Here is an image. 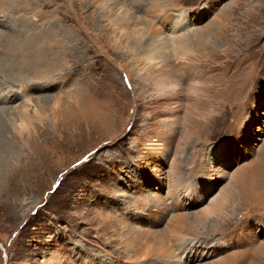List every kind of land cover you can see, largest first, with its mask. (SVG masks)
Segmentation results:
<instances>
[{"label":"rangeland","instance_id":"374dc122","mask_svg":"<svg viewBox=\"0 0 264 264\" xmlns=\"http://www.w3.org/2000/svg\"><path fill=\"white\" fill-rule=\"evenodd\" d=\"M0 108V264H264V0H0Z\"/></svg>","mask_w":264,"mask_h":264},{"label":"bare ground","instance_id":"6f19581e","mask_svg":"<svg viewBox=\"0 0 264 264\" xmlns=\"http://www.w3.org/2000/svg\"><path fill=\"white\" fill-rule=\"evenodd\" d=\"M168 16V15H167ZM174 19V18H173ZM122 20H125V18L124 17H122ZM167 21L169 22L170 21V18L168 17L167 18ZM171 25L173 24V26L175 27V26H178L179 25V23L177 22V21H171V23H170ZM172 26V27H173ZM30 27V26H29ZM162 27V26H161ZM23 31V30H22ZM25 31V30H24ZM159 33H161V28L159 29V31H158ZM203 35V36H202ZM202 37H204V38H207V40H209L208 39V36H207V34H204V33H200L199 34V39L200 38H202ZM30 41V40H29ZM160 41L162 42L163 41V39L161 38L160 39ZM169 43V42H168ZM174 43L175 44H178V47L176 48V49H174L173 50V53H171L172 51H170L169 50V46H167V45H165L164 47H163V44H165V43H161L160 45H161V47L160 46H155V47H153V48H151L150 50H149V52H147V50L145 49V50H142V51H137V48H134L133 50L136 52V54H142V53H144L143 54V56H148V54H150L152 57H157V58H160V60H161V63H162V60L164 61V59L165 58H167V55H169V54H171V56L172 55H174V56H176L177 55V51H183L181 48H184V47H186V48H189L191 45H192V40H191V38L190 37H188L187 35H185V36H183V37H180V38H176V39H174ZM180 44H181V48H180ZM140 45H141V43H140ZM140 45H139V47H140ZM150 45V44H149ZM149 45H146L145 46V48H148V47H152L151 45L149 46ZM142 46V45H141ZM174 46V45H173ZM144 47V46H143ZM175 47V46H174ZM174 58V57H173ZM162 67V66H161ZM160 67V68H161ZM159 68V69H160ZM170 75V74H169ZM150 79H152L151 77H149ZM169 80H170V78H168ZM168 79H166V78H164V77H156L155 79H152L153 81H154V84H155V86H156V88L159 90V91H162V90H166L168 87H170V84H171V81H168ZM176 79V78H175ZM148 83H150V82H148ZM173 83L175 84V87H179L178 86V83H176L175 81H173ZM170 89H174V88H170ZM164 92V91H163ZM11 93L9 94V97L8 98H11ZM16 95H17V93H16ZM19 95V94H18ZM18 95L16 96V98H17V100H16V106H17V108L18 109H16L11 115H12V117L14 118V117H18V116H22V115H26L27 113H28V109H29V106L30 105H26V103L25 102H22V100H21V98H18ZM7 99H3V101H6ZM5 113H7V111H3V109H1L0 108V114H5ZM19 129V131L20 132H23L22 130H25V131H29L30 130V127L26 124V123H22V125H21V127L20 128H18ZM0 138H1V136H0ZM6 149H7V144H2V143H0V154H1V156H0V168H2V167H4V165L6 164L5 162H4V159H6V157H8L9 156V152H10V146H8V151L6 152ZM234 197V196H233ZM207 213V215L208 214H210V212H209V210L207 209L206 211H204V215ZM139 233H140V231H139V229L138 228H133V230H132V233H131V239L133 240V241H136V244H137V241H138V236H139ZM156 239H159V238H156ZM198 243V242H197ZM183 245H184V243H183ZM211 246H212V244H210V243H207V245H206V247H208V248H211ZM130 247H132V246H130ZM168 249H170V247L167 245V246H165V243L164 242H156V243H154L152 246H150L148 249H147V253L145 254V256H149V255H152V254H155V253H157V252H160L161 254L159 255V258H164V262H170L172 259H171V257L169 256V255H166V256H164V254L166 253V250L168 251ZM194 249V248H193ZM134 251L136 250L137 251V248L135 247L134 249H133ZM176 250H178V249H176ZM189 250H191V251H193L192 249H191V247H189ZM179 251H181V250H179ZM169 252V251H168ZM177 254H180V253H177ZM182 259H184V258H182ZM191 259V258H190ZM185 262V261H184ZM183 263V262H182Z\"/></svg>","mask_w":264,"mask_h":264}]
</instances>
